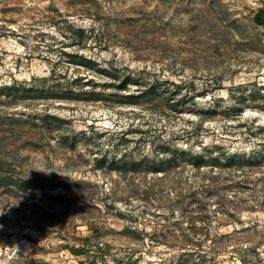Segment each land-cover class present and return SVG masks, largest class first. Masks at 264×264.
<instances>
[{"label": "rangeland", "instance_id": "obj_1", "mask_svg": "<svg viewBox=\"0 0 264 264\" xmlns=\"http://www.w3.org/2000/svg\"><path fill=\"white\" fill-rule=\"evenodd\" d=\"M62 17L92 31L85 53L136 69L177 108L164 110L160 97L119 106L0 94V264H119L91 250H69L81 243L73 235L89 234L86 219L103 223L99 238L120 257L133 241L118 229L142 222L133 220L142 209L176 207L165 188L156 182L146 187L151 179L141 173L118 176L93 165L111 133L128 129L134 145L143 135L137 155L161 145L200 151L212 142L264 150L258 144L264 131L254 132L255 124L264 125V0H0V84L48 75L59 52L51 37L61 38L53 21ZM43 110L63 118L54 127L76 142L70 154L56 141L57 132L48 136L34 125L33 114ZM68 175L88 185L58 198L57 185ZM189 175L187 167L182 181ZM244 195L252 197L247 205L263 199L264 179ZM94 200L100 205H91ZM251 209L242 215L257 220L252 239L264 249V203ZM259 259L264 264V253ZM228 263L240 264H220Z\"/></svg>", "mask_w": 264, "mask_h": 264}, {"label": "trees", "instance_id": "obj_2", "mask_svg": "<svg viewBox=\"0 0 264 264\" xmlns=\"http://www.w3.org/2000/svg\"><path fill=\"white\" fill-rule=\"evenodd\" d=\"M53 23L61 38L51 37L59 52L51 62L48 75H33L28 80L13 79L0 84V94L57 102L103 101L119 106L140 105L160 97L166 104L164 110H176L171 95L166 91L160 95L156 86L137 76L136 69L129 66L123 68L115 65L113 59H100L85 53L92 33L87 27L63 17ZM205 108L206 111H216L215 108ZM183 110L192 112V109H181L179 112ZM33 115L34 125L42 130L40 133L53 136L57 132L56 141L69 154L76 148L77 144L69 134L60 131L58 125L54 127L55 123L63 122L60 115L47 110ZM254 127V132L264 131L262 124L257 123ZM111 135L110 145L100 153L95 152L93 165L118 176L141 173L144 178L151 179L146 187L154 188L152 185L156 182L161 190L165 188V196L175 198L171 202L176 207L169 203L165 208L157 205L152 209H142L140 215L133 218L134 221L142 219V222L138 225L126 223L118 229V234L133 241L125 247L127 252L123 256L118 257L111 251V243L100 240L104 225L90 218L84 223L89 234L84 237L73 235L81 243L69 245V250L75 254L91 250L103 257H112L119 264H220L226 259L240 264H263L259 259L264 253L262 243L252 239L253 233L259 231L257 220L242 215L243 211H251V208L264 203L262 197L247 205L252 197L244 195V190L264 179L263 149L244 151L212 142L200 151L161 145L155 150L144 149L137 155L140 148L145 147L143 135H138L135 145V138L129 135L128 129ZM91 136L84 134L82 138L90 140ZM47 143H50L49 139L44 145ZM187 167L191 177L182 181ZM64 179L57 185L61 192L58 198L69 199L63 194L82 193L88 185L70 175ZM46 195L51 197L48 193ZM83 202L90 204L87 199ZM91 205L100 204L94 200ZM118 214L121 216L124 213L119 211ZM245 217L246 220L243 219Z\"/></svg>", "mask_w": 264, "mask_h": 264}]
</instances>
